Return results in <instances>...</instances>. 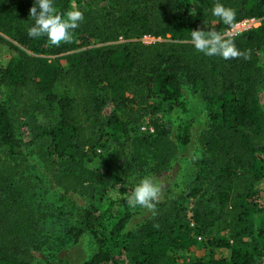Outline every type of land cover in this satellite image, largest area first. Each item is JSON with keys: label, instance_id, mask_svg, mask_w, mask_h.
<instances>
[{"label": "trees", "instance_id": "obj_1", "mask_svg": "<svg viewBox=\"0 0 264 264\" xmlns=\"http://www.w3.org/2000/svg\"><path fill=\"white\" fill-rule=\"evenodd\" d=\"M33 2L0 0V264H39L33 251L47 244L42 225L55 216L30 156L64 194L89 200L71 232L89 235L95 250L78 264H178L196 247L205 257L192 264H261L264 215L255 221L253 203L264 182V0H106L101 9L55 0L60 12L77 6L84 13L72 42L59 47L27 35ZM217 2L235 10V21L262 18L231 37L243 54L234 59L207 57L190 40L193 30L230 27L211 15ZM143 35L159 40L144 43ZM183 85L199 92L208 113L193 179L185 193L167 188L152 210L132 208L135 184L166 174L190 141L183 122L173 133L164 124L168 108L184 109ZM13 107L54 116L24 141ZM107 140L128 153L126 166L109 158L98 173L86 158ZM222 249L227 257L217 254Z\"/></svg>", "mask_w": 264, "mask_h": 264}, {"label": "rangeland", "instance_id": "obj_2", "mask_svg": "<svg viewBox=\"0 0 264 264\" xmlns=\"http://www.w3.org/2000/svg\"><path fill=\"white\" fill-rule=\"evenodd\" d=\"M106 0H83V8L101 9ZM79 9V7H73ZM3 57L0 55V58ZM259 65L263 70V79L260 86V105L264 112V50L259 52ZM61 94L62 87L55 90ZM184 109L171 107L164 114V124L173 133L179 122L188 128L190 141L186 145L179 146V153L170 170L154 182L161 186V193L170 188L172 194L185 193L190 185L196 171V159L200 156L201 149L198 141L199 135L206 129L208 124V113L205 102L199 92L192 86L183 85ZM11 118L17 135L24 141L33 138L34 127L37 124H47L54 116V111L44 108L41 111L30 109L24 112L20 107H13L10 111ZM3 149L0 147V154ZM128 153L121 150L111 141L107 140L103 146L90 153L86 158L87 167L95 169L98 173L104 172L105 159L117 161L126 166ZM31 163L38 179V190L42 193L44 200L48 201L49 207L55 216L49 218L42 225V233L47 237V244L33 251L34 262L39 264H78L88 259L95 250V243L89 235H83L78 239L71 232V227L77 226L82 218L84 210L89 207V200L75 193L64 194L51 182L44 170L33 156ZM137 177V174L134 175ZM133 179V178H132ZM131 179V180H132ZM134 181V180H132ZM159 196V197H160ZM183 203L191 207V199H185ZM255 208V221L264 215V182L257 186L256 199L253 203ZM145 213L135 216L130 224V229L145 219ZM216 231L213 232V235ZM224 234V233H222ZM223 257L229 255V250L222 249L217 252ZM205 257V251L196 247L190 253H182L177 258L178 264H192L195 260ZM261 264H264V260Z\"/></svg>", "mask_w": 264, "mask_h": 264}, {"label": "clouds", "instance_id": "obj_3", "mask_svg": "<svg viewBox=\"0 0 264 264\" xmlns=\"http://www.w3.org/2000/svg\"><path fill=\"white\" fill-rule=\"evenodd\" d=\"M211 15L224 25L231 26L236 19V12L230 7L217 2L211 9ZM33 23L27 29L32 39L46 37L51 46L59 47L61 43L72 42L73 30L84 20V13L79 9L58 11L55 0H34L29 9ZM194 49L207 57H220L230 60L243 55L235 46L234 39L227 34L216 31L193 30L190 35ZM161 193V186L151 176L141 178L127 197L130 207L137 206L152 210ZM113 199L119 197L118 192L111 194Z\"/></svg>", "mask_w": 264, "mask_h": 264}, {"label": "built area", "instance_id": "obj_4", "mask_svg": "<svg viewBox=\"0 0 264 264\" xmlns=\"http://www.w3.org/2000/svg\"><path fill=\"white\" fill-rule=\"evenodd\" d=\"M262 18L259 17H247L235 21L233 25H231L224 34H227L228 37H236L240 35L242 32H245L249 29H253L258 27L261 24ZM140 40L144 43H152L159 38L150 36V35H143Z\"/></svg>", "mask_w": 264, "mask_h": 264}]
</instances>
